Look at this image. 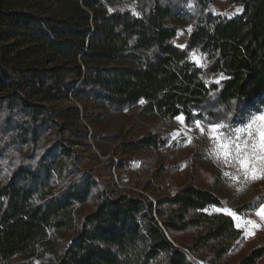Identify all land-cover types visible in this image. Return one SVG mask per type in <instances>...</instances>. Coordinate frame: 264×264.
<instances>
[{"label":"trees","instance_id":"1","mask_svg":"<svg viewBox=\"0 0 264 264\" xmlns=\"http://www.w3.org/2000/svg\"><path fill=\"white\" fill-rule=\"evenodd\" d=\"M218 1L239 13L214 14ZM0 89V264H264V233L231 260L244 239L231 216L208 211L232 208L214 193L187 184L158 195L152 181L119 190L101 173L123 168L122 158L93 171L73 147V137L91 147L88 127L74 123L79 108L44 104L71 93L108 113L141 105L138 120L188 125L258 113L264 0H0ZM166 142L149 131L117 151ZM262 205L264 192L234 211L253 216Z\"/></svg>","mask_w":264,"mask_h":264},{"label":"rangeland","instance_id":"2","mask_svg":"<svg viewBox=\"0 0 264 264\" xmlns=\"http://www.w3.org/2000/svg\"><path fill=\"white\" fill-rule=\"evenodd\" d=\"M126 5L129 6V4ZM210 9L214 14L226 17H232L240 11L236 5L221 1L212 3ZM188 29L183 18L178 27L177 46H184ZM192 59L195 62L198 60V64H201L202 60L198 55H192ZM213 79L217 80L218 77L214 76ZM4 91L0 89V93ZM40 97V94L34 96L35 99ZM44 104L56 111L68 109L72 105L79 108V116L74 123L88 127L89 136L86 143L91 147L81 146L85 143L81 137L72 138L74 143H79L73 147L85 152V166L93 171H97L109 159L117 163L122 158L125 163L123 168L115 170L114 166L110 174L102 175L101 173L102 180L112 181L121 191H140L146 182L152 181V189L159 188L158 195H163L184 185L194 184L214 193L230 205L232 208L226 209L234 213H236L234 211L236 207L248 203L264 192V179L245 182L243 176L238 174L234 167L219 162L210 153L213 142L209 139L207 132L201 135L195 123L188 125L185 121L179 122L177 118L167 122L154 118L138 120L135 114L141 105L118 113H108L100 107L99 102L75 100L71 93L60 95L58 100H51ZM259 113H264V108L258 113L249 111L232 124L222 123L226 125L223 131L231 132L235 127H242L250 115ZM201 124L205 129L211 125L202 122ZM149 131L164 135L167 139L165 146L158 150L127 154L117 151L120 141L138 138ZM91 133L96 135V140L90 137ZM114 135L119 140L112 141ZM188 138H191V143H188ZM159 169L161 176L155 180L153 175ZM225 173L230 175H225ZM231 176H236L237 179L233 180ZM226 209L210 208L208 211L225 213ZM236 214L242 220L253 221L255 227L247 224L237 227V221L231 216L236 228L241 230L244 239L232 253V261L238 260L246 253L250 247L247 241L264 233V220L260 216L255 213L253 216ZM25 263L43 264L35 260Z\"/></svg>","mask_w":264,"mask_h":264},{"label":"snow or ice","instance_id":"3","mask_svg":"<svg viewBox=\"0 0 264 264\" xmlns=\"http://www.w3.org/2000/svg\"><path fill=\"white\" fill-rule=\"evenodd\" d=\"M196 62L199 63L198 60ZM177 120L183 123L184 118L178 116ZM195 124L201 135L207 132L209 139L213 142L210 153L219 162L234 167L237 173L243 176L245 182L264 179V113L250 115L242 127H235L231 132H224L226 125L222 123L208 125L207 129L198 120ZM188 143H191V138H188ZM225 175L230 174L225 173ZM231 178L237 179L236 176ZM224 211L237 221V227L241 224L255 227L253 221L242 220L230 210ZM255 215L264 219V205L260 206Z\"/></svg>","mask_w":264,"mask_h":264},{"label":"crops","instance_id":"4","mask_svg":"<svg viewBox=\"0 0 264 264\" xmlns=\"http://www.w3.org/2000/svg\"><path fill=\"white\" fill-rule=\"evenodd\" d=\"M264 220V219H263Z\"/></svg>","mask_w":264,"mask_h":264}]
</instances>
